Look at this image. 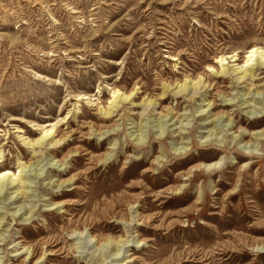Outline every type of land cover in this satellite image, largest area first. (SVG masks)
I'll use <instances>...</instances> for the list:
<instances>
[{
  "label": "rangeland",
  "instance_id": "obj_1",
  "mask_svg": "<svg viewBox=\"0 0 264 264\" xmlns=\"http://www.w3.org/2000/svg\"><path fill=\"white\" fill-rule=\"evenodd\" d=\"M255 44L264 45V0H0V168L16 173L21 162H32L21 173L30 183L23 198L9 199L11 186L0 193V264L21 263L24 243L37 250L26 264L62 246L60 254L45 253L42 264H85L90 255L115 264V243L106 245L120 238L132 240L120 252L134 253L130 264H264V248L253 249L264 247V141L261 154L249 157L230 135L245 129L241 145L257 144L249 133L264 128V111L243 104L264 107V67L238 79ZM235 53L238 60L230 57ZM221 54L238 67L237 75L207 69L220 68L214 60ZM201 74L215 83L201 90L205 96L174 95L173 89L158 97L159 79L174 87ZM135 85L131 101L119 103L110 117L102 113L115 88L127 93ZM151 97L157 110L140 116L143 99ZM210 100L215 103L207 108ZM171 109L161 134L157 119ZM220 112L228 114L216 122ZM178 118L187 126L182 135ZM229 118L232 129L221 128ZM53 125L52 141L64 139L35 154L26 141ZM136 125L143 145L135 144ZM212 131L227 137L225 147L201 145ZM182 146L187 154L174 153ZM220 157L219 170L195 169ZM247 161L251 167H242ZM162 189V197L150 195ZM133 210L145 220H132ZM75 226L82 237L70 235ZM19 240L24 243L15 245Z\"/></svg>",
  "mask_w": 264,
  "mask_h": 264
},
{
  "label": "bare ground",
  "instance_id": "obj_2",
  "mask_svg": "<svg viewBox=\"0 0 264 264\" xmlns=\"http://www.w3.org/2000/svg\"><path fill=\"white\" fill-rule=\"evenodd\" d=\"M237 57L238 56V53H235L234 55L230 56L231 58L232 57ZM235 57V58H236ZM180 57H176L174 56V60H179ZM235 60H238V58H236ZM234 60V61H235ZM227 61V57L224 56V54H221L219 56H216L214 62L216 64H219L220 68L219 67H216L214 65H209L207 69H211L209 71H214L215 74H227V73H235L236 72V68H231L229 67V62H226ZM225 65H227L226 67H224ZM177 66V65H176ZM235 66V65H234ZM240 67H243L244 68V74L239 76L238 79H244L246 76H254L255 74V70L258 69V68H262L264 67V45H258V44H255L253 46H251L248 51H247V55L245 56L244 58V61H243V65L240 66ZM238 72V71H237ZM253 72V73H252ZM239 73V72H238ZM241 73V72H240ZM236 74V73H235ZM237 75V74H236ZM222 76V75H221ZM160 81V84H162V89L163 91L158 95V97L161 95H165V94H168L170 93L173 89H176V91H173V94L174 95H187V94H191V98H195L198 94H201L200 96H205L203 95V92H201V90L205 89L204 91H208V88L212 87L215 83L212 82L211 83V80L209 78V76H207V74H201L200 76H196L192 79H188V77H185V79L180 83V84H176L174 87V83L169 81L168 80H165L163 78L159 79ZM137 91V85H135L129 92L127 93H124V92H121L120 89L118 88H115L113 91H112V96H111V99L109 100V104L107 106V108H102V107H99L101 111H104L102 112L105 116L107 117H110L115 111L116 109L119 107V103H123V102H126V101H131L132 100V96L134 95V93ZM224 94V92H219L218 95L220 94ZM259 94V92H257ZM262 93V92H261ZM206 94V93H205ZM248 95L251 94V92L249 93H246ZM229 94H225V97H224V100L225 101H231L232 98L231 97H228ZM85 97V96H84ZM254 95H252L251 99H253ZM248 98V97H247ZM144 101L142 102V105H143V109H142V112L140 113V116H142L143 114L145 115V112L148 111V109H150V111L154 112L156 109V106L158 105V101L156 98L154 97H151L149 98L148 100L147 99H143ZM207 100V99H205ZM264 102V100H263ZM131 103H134V102H131ZM214 101L213 100H210L207 104H205L208 107H211L214 105ZM243 104H248V106L246 107H253L254 110L256 109L257 111L259 112H263L264 111V107H256L255 105H253V103H251V100H245L243 102ZM242 105V104H241ZM245 107V108H246ZM207 108L205 109H202L200 112H205L207 110ZM254 110H249L247 111V113H249L250 115H256L257 111H254ZM173 110L171 109L170 111L166 112V113H163V112H160V115L158 117V121H159V125L161 126L160 129H161V134H163V132L165 131L166 128L163 127V125H167V121H166V118L167 116L172 112ZM210 112V111H209ZM208 112V113H209ZM228 114L227 112H220L219 114H215V118H216V122H220L221 119L224 118V116ZM203 115V114H202ZM165 117V118H162V117ZM229 116V115H228ZM227 116V117H228ZM181 117V116H180ZM169 120H171V118H169ZM224 121V120H223ZM222 121V122H223ZM262 121V120H261ZM177 122L180 123L179 127L176 128V129H179V133L180 135L184 134L185 132L183 131V128H186L187 126L183 124V121L181 119H177ZM176 122V123H177ZM221 122V128H228L226 130H231L232 129V120L231 118L228 119V121H226L224 124H222ZM234 123V122H233ZM249 125L251 126H256L257 123H248ZM205 125V124H203ZM261 125V124H260ZM140 125H136V127H138V130L140 132L141 128H139ZM145 126V125H144ZM116 126H113L109 129H106L105 130V133L106 132H110L111 130H114ZM132 127V126H131ZM134 127V126H133ZM214 127H216V125H214ZM54 128H55V125L51 126V127H47V128H44L42 130V135L35 139V140H32V139H29L28 141H26V144H29L32 146V149H33V152L35 154H37L39 151L38 148H40L41 146L45 147V146H48V145H57L61 142L62 139L64 138H60L58 140H55V141H52V135L53 133L55 132L54 131ZM91 133L93 132L92 131V127H91ZM245 129H240L231 133V140L232 141H239L237 142L238 143V148L239 149H242L243 152L245 154H247L249 157H255L261 153H259V149H258V146L260 144V141H264V128L259 130V131H254L252 133H249V135H251V138L257 140L259 143L257 144H254L253 142L251 143V140H248L245 142L244 145H241L242 141L244 140V137L246 135H248L246 132H244ZM141 133V132H140ZM234 133H237V134H234ZM158 135L157 136V139H162L163 136L162 135ZM146 135V134H145ZM136 137V136H135ZM174 137V136H173ZM225 138H227L226 136L225 137H219L217 136L216 133H214V131H212L211 133H208V135L205 137V139L203 141H201V145H209V144H215L217 147H225ZM136 140L135 144L136 145H143L144 144V135L141 133V134H138L136 138H134ZM133 141V140H132ZM115 144V143H114ZM175 149V148H174ZM217 150H221L219 148H215ZM183 150V151H182ZM189 147L188 146H182L180 148H176L174 153H177L178 154H187L189 152ZM228 152V151H227ZM88 153V152H86ZM216 153V152H215ZM235 153H238L235 151ZM109 156H111L109 153L107 154L106 156V160L109 159ZM243 156V155H242ZM246 156V155H245ZM3 158V155H2V152H0V160ZM105 160V161H106ZM156 160L158 161H162V159L160 160L159 157L156 158ZM32 161V160H30ZM236 160L234 159V162ZM58 162H60V165H65V162L64 160H59ZM32 163V162H31ZM31 163L29 162H21L20 165L18 166V170L17 172L15 173L14 171L12 172L10 169L8 168H3L1 169L0 168V193L2 191H4V188L6 187H10L11 188H15V190L13 191L14 195L16 194V196H11L9 197V199L11 198H14L16 197L15 199H18V196L21 195V198H23L26 194H27V191L25 190L26 187H28V184L30 183H27L28 181L25 180V178L23 177L24 175H22L21 173L22 172H26L27 171V168H28V165H30ZM225 162H223V158L220 157V159L218 160H215V161H210V162H201L199 165H197V168L195 169H199V171L202 169L204 171H207V172H212L214 170H219L223 167ZM253 162H245L242 164V167L244 168H248V167H251V164ZM193 167V166H192ZM194 168H191L189 171H185V173L183 174V176H186V178H184L185 180L186 179H189L190 176H191V172L193 171ZM149 168L148 169H144L142 172L144 173H147L149 172ZM154 171V170H153ZM262 168L260 167L258 169V172L256 173L255 175V179L257 181H261V173H262ZM40 174H37L36 177H39ZM137 176V175H135ZM42 177V176H41ZM188 177V178H187ZM177 178V177H176ZM74 178H71V179H67V180H64L63 182H61L60 184H58V187L62 186L64 183H70L73 181ZM51 183V182H49ZM47 183V184H49ZM185 187V185H181L179 188H178V191L177 192H180L183 188ZM74 188H77V189H80L78 188L77 186H75ZM82 189V188H81ZM218 190V188L216 189V191ZM236 190H232L231 194L234 195ZM203 192V191H202ZM154 192H151V196L154 197V199L156 200L157 197H162V193H165V190L162 189V190H159L158 193L156 194H153ZM4 197V196H3ZM202 198L203 200V196H198L197 200L199 201L200 199ZM4 199V198H3ZM8 199V197H7ZM6 200V198H5ZM4 203V202H3ZM66 204L65 201H61V202H58L57 204ZM71 203V202H70ZM23 207H25L24 205H21L20 208L18 210H16L14 213H13V218L16 216V214L18 213V211H20ZM135 205H132L131 206V209H135L134 208ZM67 210L66 209H62V212H66ZM136 215L132 217V220H135L137 217L138 221H143L145 220V217L144 215H141V213H138L137 210H133ZM22 215V214H21ZM1 216V215H0ZM21 217V216H20ZM33 218V214L31 213L29 216L23 218L22 220L24 221H27V220H30ZM2 219L3 218H0V226H1V222H2ZM129 226L131 225L130 222H126ZM0 230H2L0 228ZM1 233V232H0ZM74 233H78V236L77 237H82L84 232L75 226L74 229H72L71 231V234H74ZM139 235V233L136 234V236ZM93 240V239H92ZM108 240V239H107ZM129 241H132V240H128V239H125V238H120L116 241H114V239H109L107 241V245L108 246L109 244L111 243H115L114 247H113V260L115 261V264H130V263H133L135 260H136V256L134 255V253L128 251L126 254H123L122 256H120V252L122 251V248L127 244L129 243ZM99 242V241H98ZM143 242L142 241H139V243ZM23 244L24 241L23 240H19L18 242H15V245L17 244ZM106 242L102 243L103 245L105 244ZM100 244V243H99ZM102 244H100L99 246H101ZM44 245L48 246V243L46 241H44ZM43 245V247H44ZM102 245V246H103ZM27 246V247H26ZM27 248L25 253H26V256L23 258L22 262L19 263V264H26V262H30L32 261L34 255L36 254V247L34 246V244H31V243H24V248ZM76 249L75 248V245L72 246V244H70V249L72 248L73 249ZM79 247V246H77ZM256 249V251H260L262 250L264 247H260L259 246H255L253 247V249ZM105 249V250H104ZM103 250L106 251V248H104ZM15 250V249H14ZM108 250V249H107ZM110 250V249H109ZM65 251V247H60V248H57V249H47L45 250L44 252H41L42 254H40V256L35 260V262L33 264H42V258H43V255L46 253L47 255H57V254H60L62 252ZM67 251V250H66ZM69 251V249H68ZM74 251V250H73ZM76 251V250H75ZM16 253H18V251H15ZM70 252V251H69ZM19 253L21 254L22 251H19ZM96 253V252H95ZM111 253V252H109ZM11 254V253H10ZM104 254V253H103ZM102 254V255H103ZM14 255V254H13ZM91 258L90 260L88 261H85V264H104L107 259H104L103 257L102 258H95L94 255H90ZM81 256H79L78 259H80ZM109 258V257H108ZM111 259V258H110ZM109 260V259H108ZM112 260V261H113ZM109 262V261H108ZM30 264V263H28Z\"/></svg>",
  "mask_w": 264,
  "mask_h": 264
}]
</instances>
